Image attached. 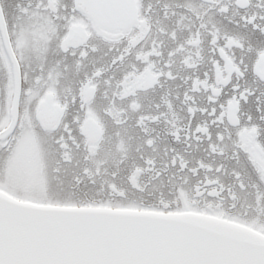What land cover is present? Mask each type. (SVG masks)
I'll use <instances>...</instances> for the list:
<instances>
[{"label": "snow or ice", "instance_id": "obj_1", "mask_svg": "<svg viewBox=\"0 0 264 264\" xmlns=\"http://www.w3.org/2000/svg\"><path fill=\"white\" fill-rule=\"evenodd\" d=\"M0 264H264V0H0Z\"/></svg>", "mask_w": 264, "mask_h": 264}]
</instances>
